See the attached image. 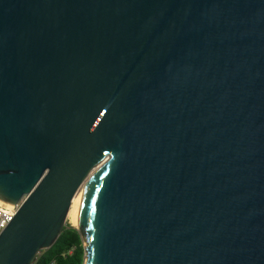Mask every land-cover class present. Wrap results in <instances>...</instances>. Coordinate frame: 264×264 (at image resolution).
Instances as JSON below:
<instances>
[{"label": "water", "instance_id": "95a60500", "mask_svg": "<svg viewBox=\"0 0 264 264\" xmlns=\"http://www.w3.org/2000/svg\"><path fill=\"white\" fill-rule=\"evenodd\" d=\"M83 186L85 264H264V0H0V264Z\"/></svg>", "mask_w": 264, "mask_h": 264}, {"label": "trees", "instance_id": "16d2710c", "mask_svg": "<svg viewBox=\"0 0 264 264\" xmlns=\"http://www.w3.org/2000/svg\"><path fill=\"white\" fill-rule=\"evenodd\" d=\"M86 251L79 232L65 227L57 243L35 264H85Z\"/></svg>", "mask_w": 264, "mask_h": 264}, {"label": "built area", "instance_id": "2783aa9c", "mask_svg": "<svg viewBox=\"0 0 264 264\" xmlns=\"http://www.w3.org/2000/svg\"><path fill=\"white\" fill-rule=\"evenodd\" d=\"M23 201L14 206L0 204V236L20 210Z\"/></svg>", "mask_w": 264, "mask_h": 264}, {"label": "bare ground", "instance_id": "6f19581e", "mask_svg": "<svg viewBox=\"0 0 264 264\" xmlns=\"http://www.w3.org/2000/svg\"><path fill=\"white\" fill-rule=\"evenodd\" d=\"M83 191H84V186L81 187V189L77 192L76 196L74 197L71 209H70L68 217H67V222L76 228H78L80 201H81ZM0 204L8 205L2 201H0Z\"/></svg>", "mask_w": 264, "mask_h": 264}, {"label": "rangeland", "instance_id": "374dc122", "mask_svg": "<svg viewBox=\"0 0 264 264\" xmlns=\"http://www.w3.org/2000/svg\"><path fill=\"white\" fill-rule=\"evenodd\" d=\"M66 227L68 228V229H71V228H73V229H77L76 227H73L70 223H66Z\"/></svg>", "mask_w": 264, "mask_h": 264}]
</instances>
